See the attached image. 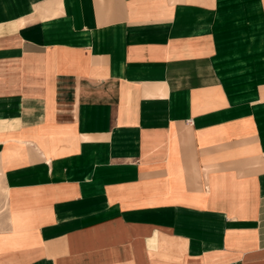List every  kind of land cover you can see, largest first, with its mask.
<instances>
[{
	"label": "crops",
	"instance_id": "1",
	"mask_svg": "<svg viewBox=\"0 0 264 264\" xmlns=\"http://www.w3.org/2000/svg\"><path fill=\"white\" fill-rule=\"evenodd\" d=\"M0 264H264V0H0Z\"/></svg>",
	"mask_w": 264,
	"mask_h": 264
},
{
	"label": "bare ground",
	"instance_id": "2",
	"mask_svg": "<svg viewBox=\"0 0 264 264\" xmlns=\"http://www.w3.org/2000/svg\"><path fill=\"white\" fill-rule=\"evenodd\" d=\"M6 192V191H5ZM6 194V193H5Z\"/></svg>",
	"mask_w": 264,
	"mask_h": 264
}]
</instances>
